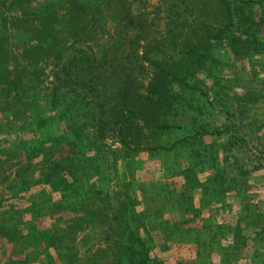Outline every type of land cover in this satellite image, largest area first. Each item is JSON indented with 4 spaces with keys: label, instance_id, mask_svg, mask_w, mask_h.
<instances>
[{
    "label": "trees",
    "instance_id": "1",
    "mask_svg": "<svg viewBox=\"0 0 264 264\" xmlns=\"http://www.w3.org/2000/svg\"><path fill=\"white\" fill-rule=\"evenodd\" d=\"M131 1L138 0H0V34L6 23L17 22L5 11L19 9L20 22L0 49V114L5 115L3 122H15L8 126L5 122V127L0 122V130L10 128L12 135L4 139L6 144H0V153L15 158L17 166L13 177L7 178V187L16 193L41 184L39 191L27 196L24 205L28 213L27 240L24 239L28 253H22L26 248L11 233L7 234L14 243L12 250L21 256L13 264H29L38 257L36 251L42 252L45 264H58L59 260L68 264L70 256L59 253L55 241L65 237L72 246L78 228H100L102 224L113 236L104 232L108 245L91 252L89 264H163L152 254L154 242L167 248L173 237L177 238L163 216L165 205L181 214V223L173 221L174 231L183 235L182 243L194 246L198 258L199 247L204 249L200 238L205 236L200 231L213 223L214 216L202 218L199 227L183 225L187 223L186 213L197 215L193 195L197 188L202 193L201 206L209 211L214 202H223L225 192L239 194L244 210L232 224L231 241L224 249L247 252L252 247L254 252L257 244L262 255L259 264H264V198L260 208H251L249 196L257 182L264 191V139L257 142L258 154L247 156L249 159L242 157L252 134L261 131V122L253 117V104L261 102L264 108V88L252 86V79L255 76L253 83L264 79L260 81L249 68V79L245 81L234 76L231 68L233 59L244 60L246 67L250 61L247 57H264V0L207 2L209 11L205 14L218 24L198 28L203 29L199 37L182 38L174 54V47L168 53L163 50L159 32L157 40H148L145 12L139 5L132 12ZM110 18L114 24L120 23L121 29H134V37L127 36L125 44L121 42L123 47L112 36H101ZM140 38L144 41L139 42ZM138 46L142 47L141 54ZM42 59L51 61V78L47 82L45 75L37 80L43 73L37 60ZM215 65L217 69L213 71ZM147 74L148 81L143 84L141 75ZM205 77L211 80L208 86ZM7 110L13 112L6 115ZM58 121L65 127L56 136L58 141L45 144L41 136L31 144L21 137L24 130L36 132ZM170 133H176L171 141L162 140ZM203 134H208L210 141L203 142ZM105 137L114 138L120 148L128 151H157L164 161L173 157L172 162H166L170 170L178 167L182 189L171 188L161 180L130 189L128 180L120 186L119 193L123 194L114 195L113 201H108L107 190H102V197L94 192L101 209L81 206L78 201L82 195L87 197L88 190L82 189L84 179L91 173L97 179L109 177L113 162L99 153ZM35 158L43 165L33 178L24 170L33 167ZM199 173L204 174L203 179ZM46 185L49 195L44 192ZM65 189L72 199L71 207L59 199L64 197ZM59 210L72 211L73 221L56 216L55 220L64 222L63 228L53 221L44 228L35 226V219L52 217ZM79 212L82 217L77 215ZM15 221L22 222L19 218ZM219 226L212 232L229 225ZM150 228L157 233V239L149 234ZM0 230L7 233L9 228ZM212 245L207 241L209 251ZM225 251L222 258L227 263L229 251ZM187 263L190 264H184ZM199 264L208 261L200 260Z\"/></svg>",
    "mask_w": 264,
    "mask_h": 264
},
{
    "label": "rangeland",
    "instance_id": "2",
    "mask_svg": "<svg viewBox=\"0 0 264 264\" xmlns=\"http://www.w3.org/2000/svg\"><path fill=\"white\" fill-rule=\"evenodd\" d=\"M71 1V0H69ZM211 0H138L136 2L131 1L130 8L132 9V12H135L138 8H135L136 6H140L142 10H144V18L147 23H149V26H145L146 34L148 37V40H157V34L160 33L158 40H161L163 44V50H165L166 53L169 52L170 47H174V51L172 52L174 54L175 50L179 46L180 40L182 38H191V37H199V33L203 29H198L201 27H212L218 24L213 17L207 16L205 14V11L208 10L207 6L208 3ZM208 2V3H207ZM28 3V2H26ZM24 3V4H26ZM68 5L67 3H64ZM110 11V10H109ZM209 11V10H208ZM4 15V14H3ZM5 15L8 17L14 16V20L17 21L13 24L6 23L2 29V33L0 34V49L4 47L5 41L8 39H11V33L15 31V28L20 25V22L18 20L19 16V9L15 11L7 10L5 11ZM110 19H107L105 23V31L101 34L102 38H107L108 35L112 36L114 42L118 45L123 47V44L121 42H124L125 38L127 36H133L134 29L133 28H126L121 29V24H114V20L112 21ZM172 28L169 32L166 30ZM4 31H8V33H4ZM146 37V38H147ZM144 40L142 38L139 39V42H143ZM141 48L137 47V52L141 54ZM154 50L156 53L157 51ZM66 54V50L65 53ZM33 59V58H32ZM248 61L246 63V67L244 63V60L240 59H233L232 61V67L234 68V76L239 75L242 80L248 81V76L250 74V69L253 72V75L255 74L260 78V81L264 79V57L263 55H252L250 57H247ZM25 62L22 60V63ZM38 65L41 66L43 69V73L37 77V80L44 76L47 78L44 82H47L48 79L51 78L50 70H51V61L48 60H37ZM217 69V66H213L212 70L215 71ZM231 70V69H230ZM242 70V71H241ZM149 74V73H148ZM148 74L147 76L142 77L141 80L143 84L148 81ZM224 74L229 75L228 72H224ZM245 74V75H244ZM252 86L257 87L259 85L264 88V82H258L253 83L255 80V76L252 79ZM44 82H42L44 84ZM211 80L209 77L204 78V83L206 86L210 84ZM251 82V81H249ZM256 82V81H255ZM207 91L208 89L205 88ZM230 89V88H229ZM228 89V90H229ZM231 91V89H230ZM264 92V89L262 90ZM264 103V102H263ZM260 103H254L253 104V117L257 118V122H261V131L258 133L252 134L253 137L250 139V143L246 145V149H243L242 157L245 159H249L247 156L253 157L254 154H256L258 151V143L262 142L264 139V108L262 109V106H260ZM17 110V109H16ZM7 114H11L13 112L12 110H7ZM5 115L0 114V122H2L3 127L4 123L3 118ZM2 117V118H1ZM10 120V118H8ZM256 121V119H255ZM10 124H14L15 122H6L7 126ZM65 130V127L63 125V122H53L50 124V126H43L39 129H36V132L31 130H24L21 133V137L24 139L29 140L31 144L34 143L32 141L36 137H41L45 139L44 143L48 144L51 141H58L56 139V136L58 134L63 133ZM11 129L4 130L2 128L0 130V144H3L5 141L4 139L11 138L12 135H10ZM176 134V133H175ZM175 134H169L166 135L165 138L162 140H168L171 141L173 137H175ZM47 136H51L50 139H46ZM201 139L203 142L210 141V136L208 134H203L201 136ZM6 142V141H5ZM4 142V144H6ZM103 142H105V145L101 146L99 149L100 154H104L105 156H108L113 164H111V169L109 173V177H99L98 179L95 178L91 173V177L84 179V187L82 189L88 188L87 197L85 198L83 195L81 197V201H78L81 206L84 204H87L88 208H94L95 210L101 209V202L96 199L95 191H98L100 196L102 197V190H107L108 201H113L115 199L114 195H121L122 193H119L120 186H123L124 181H131V185H128V188H136L137 187H147L150 182L161 180L165 183L169 184V187L176 188V190H181L183 187V180L180 175V173L177 171L178 167H174L172 170H170L172 167L168 166L167 162H172L174 159L173 157L170 160L164 161L161 156L157 155V151H149V150H140V151H128L125 149H122L118 146V144L115 142L114 138L105 137L103 138ZM254 144V145H253ZM177 149V148H176ZM175 149V151H176ZM242 150V149H241ZM12 153V152H11ZM241 154V152L238 153V155ZM258 154V153H257ZM178 158V156H177ZM14 159L12 157H7L3 155V153H0V227L3 229L5 226L9 228V231L5 233L4 231L0 230V264H13L15 259H19L18 253H16L14 250H12L11 245L12 243L10 240H8V233H11V236L16 239V241L20 244L23 249H25L28 245L24 243V239L26 238V229L28 228L27 223L25 221L27 220L28 213L24 211V205L26 204V198L31 193H35L39 191V188H41L40 185H33L28 190H22L14 193L11 189H8L7 187V178L13 177L14 175V169L17 168L16 164L14 163ZM242 160V158H240ZM34 165L31 169L24 170L25 174H32L31 177L35 178L39 171V169L42 167V162L38 158H35L33 161ZM175 163V162H174ZM166 164V165H165ZM102 165V164H101ZM245 165H247L245 163ZM41 166V167H40ZM103 171L106 173L107 169H105L103 166ZM130 171V174H129ZM175 171V172H174ZM66 174V171H63ZM95 173V171H94ZM101 173V172H100ZM200 179L204 178L203 173L198 174ZM253 177H256L255 174H253ZM248 180L251 181L252 179V173L250 176H248ZM70 179L67 178L66 182H69ZM257 186H255V189H251L250 195V204L252 205L251 208H260L263 205V198H264V191L262 189V185H260L259 182H257ZM90 184V186H89ZM50 188L46 185L44 188L45 195H49L48 191ZM154 189L153 191H155ZM149 191H151L149 189ZM93 193L95 195H93ZM97 193V192H96ZM52 194V193H51ZM69 192L67 189L64 190V197L59 198L62 199L65 202V205H70L72 199L68 198ZM200 189H196L194 191V202L195 206L198 210L196 216H192L189 213H186L187 223H183L184 226H194L199 227L200 221L202 218H209L212 217L211 214L214 216L212 217L214 219L213 223L210 225L205 226V228H202L200 232H203L205 236L201 235L203 238H200L204 240V249L202 250L200 247V253L197 255L194 252V246L193 248L191 245L187 242H183V240H180V238L183 236L178 231H174L175 224L181 223V214L178 210L170 209L167 205L164 206V214L163 216L168 219L169 226L172 228L173 232L172 235L177 237L170 241L169 247L167 248H161L157 245V243L154 242V246L152 247V254L154 257L157 258V260H161L163 264H184L186 262H190V264H194V262L197 261V264H199L200 260L206 259L208 261V264H224V260L222 257H224L223 251L226 250L229 251V262L225 264H259L260 259L262 257L261 255V249L260 247H257V244H255V247L257 250L253 252V248L251 247L247 252L245 250L243 251H235L232 248H225L226 244H230L231 241V234H230V228L232 224L236 221V218H238L243 208V200L239 196V194H234L233 191L225 192L224 200L221 202L220 200L214 202L216 203L213 208L209 211L205 207L201 206V203L199 201V198L201 196ZM206 194V193H205ZM15 195L19 196L18 198H15ZM54 196V195H53ZM91 196V197H90ZM39 200V198L37 199ZM74 200V199H73ZM255 205V206H254ZM69 210L71 208H68ZM82 212L77 213V215H81ZM56 216L68 217L70 218V221H73V212L69 211L62 212L61 210L56 211L52 217H43L35 219V226L37 228H44L49 226L50 222H55L58 227L63 228L64 222L62 220H55L54 218ZM80 217V216H79ZM82 217V215H81ZM16 218H19L22 220V222H16ZM60 218V219H61ZM147 220V219H146ZM173 221H176L175 224ZM82 222V221H81ZM14 224V225H13ZM87 224V223H83ZM103 225V226H102ZM101 227L99 226H85V229L76 230L75 237L72 243L69 245L67 243V240L65 237H62L59 240L55 241V246L60 253L65 252L68 256H70L71 261H69L68 264H89L91 252H94L98 248H103L108 245V240L103 237L104 232H109L110 235L113 236L111 230H108V228L102 224ZM220 225L221 227L225 225H229L226 227V229H222L221 231L219 229H216V231L212 232L214 228H217L216 226ZM219 226V227H220ZM13 227V228H12ZM151 229V228H150ZM63 229L62 231H64ZM149 234L153 235V229L149 230ZM156 234H154L156 238ZM202 234V233H201ZM160 239V238H159ZM23 240V241H22ZM27 240V239H25ZM180 242H176V241ZM157 242V240H155ZM207 241H211L213 243L211 251L207 249ZM203 245V244H200ZM190 246V247H189ZM26 248L24 251L28 250ZM53 253L54 250L50 247ZM231 250V251H230ZM237 250V249H236ZM225 251V252H226ZM37 258L34 260H31L29 264H45L44 257L42 255L41 251H36ZM22 253H28L22 252ZM56 254V251L54 252ZM53 253V254H54ZM257 253V254H256ZM210 254V256H209ZM252 256V257H251ZM180 259V262L177 263V261ZM191 260V261H190ZM223 260V261H222ZM23 261V260H22ZM222 261V263H221ZM24 264V263H23ZM58 264H63L62 261L59 260ZM188 264V263H187Z\"/></svg>",
    "mask_w": 264,
    "mask_h": 264
}]
</instances>
